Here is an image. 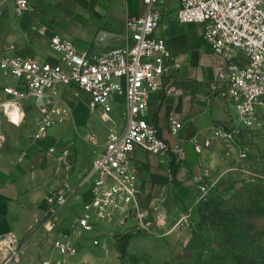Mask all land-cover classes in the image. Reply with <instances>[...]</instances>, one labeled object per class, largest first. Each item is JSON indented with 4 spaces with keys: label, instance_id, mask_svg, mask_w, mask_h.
Returning a JSON list of instances; mask_svg holds the SVG:
<instances>
[{
    "label": "built area",
    "instance_id": "1",
    "mask_svg": "<svg viewBox=\"0 0 264 264\" xmlns=\"http://www.w3.org/2000/svg\"><path fill=\"white\" fill-rule=\"evenodd\" d=\"M142 3L144 12L125 20L124 41L100 52L81 53L57 35L49 41L57 53L53 61L22 58L0 46V71L24 82L21 88H2L8 98L0 101V110L8 122H22V101L32 99L38 118L31 137H45L50 125L64 122L70 115L60 93L65 87L85 93L88 110L107 129L101 152L75 183L68 181L65 152L57 158L63 176L60 186L45 198L42 228L51 232L60 226L57 214L72 194L86 191L88 198L69 228L54 238L55 257L40 264H82L78 256L83 245L98 244V224L117 220L123 225L130 219L133 223L128 229H147L148 211L138 199V173L131 164V152L137 147L155 155H170L175 163L181 157L182 149L177 143H168L147 114L151 94L174 63L165 40L154 36L164 15L162 0ZM28 8L27 0H14L16 16ZM176 21L203 26L202 41L217 60L215 78L227 82L220 96L230 104L234 115L230 126L214 125L201 141L191 138L192 148L199 153L213 140H222L224 147H230L241 132L264 125V0H179ZM241 59L246 63H240ZM182 128L179 121L170 119L168 130L172 136L178 138ZM48 150L53 152V148ZM195 181L202 196L206 182L201 178ZM1 243L6 262L17 256L18 243L12 235L4 236Z\"/></svg>",
    "mask_w": 264,
    "mask_h": 264
},
{
    "label": "crops",
    "instance_id": "2",
    "mask_svg": "<svg viewBox=\"0 0 264 264\" xmlns=\"http://www.w3.org/2000/svg\"><path fill=\"white\" fill-rule=\"evenodd\" d=\"M27 2L28 10L16 16L14 0H0V46L9 48L12 55L40 61L57 58V53L49 46L53 35L70 41L81 53L97 50L94 40L98 34H104V48L120 44L127 32L126 18L140 15L145 9L142 0ZM178 6L179 0H162L160 4L164 15L154 30V36L165 40L174 66L159 79V87L150 96L147 114L149 120L154 119L158 124L162 137L171 145L177 143L182 154L172 166L170 155H155L137 147L131 152V164L138 173V199L147 211L161 187L168 182L173 183V188L167 198L172 193L185 196L192 186L197 189L196 178L205 182L216 170L222 172L229 168L228 158L221 156L222 140H213L199 153L194 152L190 142L191 138L201 141L208 137L214 125L230 126L234 115L230 104L220 96V91L227 88V82L215 78L217 60L202 41L203 26L177 22ZM62 13L71 15L73 20L67 21ZM61 16H64L63 23ZM23 85V81L0 72V101L8 98L2 92L4 86L21 88ZM67 91L66 103L62 100L70 115L64 122L50 125L46 136L39 140L31 137L38 113L29 98L21 104L25 117L19 124L8 122L0 110V240L12 235L17 243L22 244L23 255L29 253L33 258L41 255L42 260L55 257L54 238L69 228L70 221L80 213L88 198L86 191L72 194L57 214L60 226L51 232L42 229L45 198L60 186L63 176L58 156L65 152L69 165L68 181L75 183L101 152L107 132L106 125L88 110L87 95L80 92L82 99L75 100L76 93L73 95L71 89L61 87V98L62 92ZM170 119L183 126L178 138L168 130ZM235 147L239 148V145ZM49 148H53V152H49ZM229 155L235 160L238 154L234 151ZM148 213V224H157L162 212ZM132 223L133 220L128 219L123 225L117 220L102 224L128 229Z\"/></svg>",
    "mask_w": 264,
    "mask_h": 264
},
{
    "label": "rangeland",
    "instance_id": "3",
    "mask_svg": "<svg viewBox=\"0 0 264 264\" xmlns=\"http://www.w3.org/2000/svg\"><path fill=\"white\" fill-rule=\"evenodd\" d=\"M68 92H62L65 103ZM72 92L75 100L82 99L80 91ZM234 151L235 160L229 155ZM221 153L229 168L216 170L205 180L202 196L195 186L185 196L172 193L157 224L147 229L98 224V244H84L79 254L82 264H264V125L245 131ZM150 218L148 213L151 222ZM4 247L1 243L0 264L42 261L41 255H23L18 243L17 256L6 262Z\"/></svg>",
    "mask_w": 264,
    "mask_h": 264
},
{
    "label": "water",
    "instance_id": "4",
    "mask_svg": "<svg viewBox=\"0 0 264 264\" xmlns=\"http://www.w3.org/2000/svg\"><path fill=\"white\" fill-rule=\"evenodd\" d=\"M105 38H104V34H98V36H96L95 40H94V47L97 49L95 50L94 52H100L101 50L103 49H107L109 48L108 46L107 47H103L104 43L105 42ZM123 41H124V38H123ZM122 41V42H123ZM121 42V43H122ZM120 43V44H121ZM120 44H116L114 46H118ZM173 188V183L171 182H168L167 184H165L163 187H161L159 193H158V196L153 200V202L148 206V211L154 215L158 214V213H161V212H164L165 211V208H164V202L168 196V194L170 193V191L172 190Z\"/></svg>",
    "mask_w": 264,
    "mask_h": 264
}]
</instances>
